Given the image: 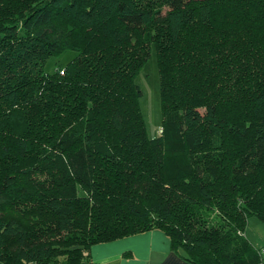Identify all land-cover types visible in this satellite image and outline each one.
I'll list each match as a JSON object with an SVG mask.
<instances>
[{
    "label": "trees",
    "instance_id": "1",
    "mask_svg": "<svg viewBox=\"0 0 264 264\" xmlns=\"http://www.w3.org/2000/svg\"><path fill=\"white\" fill-rule=\"evenodd\" d=\"M152 48L155 138L135 81ZM251 216L264 0H0V264H93L92 245L152 229L192 264H264Z\"/></svg>",
    "mask_w": 264,
    "mask_h": 264
},
{
    "label": "crops",
    "instance_id": "2",
    "mask_svg": "<svg viewBox=\"0 0 264 264\" xmlns=\"http://www.w3.org/2000/svg\"><path fill=\"white\" fill-rule=\"evenodd\" d=\"M251 217L247 226L250 222L255 225L256 221H251ZM259 229L264 231V228ZM244 234L255 247L264 248V233L263 236L252 235L248 226ZM89 256L93 264H192L179 251L171 249L168 236L159 229L92 245Z\"/></svg>",
    "mask_w": 264,
    "mask_h": 264
},
{
    "label": "rangeland",
    "instance_id": "3",
    "mask_svg": "<svg viewBox=\"0 0 264 264\" xmlns=\"http://www.w3.org/2000/svg\"><path fill=\"white\" fill-rule=\"evenodd\" d=\"M75 55L76 52L71 49H66L57 55H52L47 58L44 70L46 72H53L56 66L64 67L71 59L74 58ZM135 81L141 89L139 104L144 117L147 135L150 138L158 137L161 130L162 116L160 107L159 77L154 48L151 49V56L135 77ZM250 220L256 221L255 225L253 222H250V225L248 224L250 233H252V235L255 233L263 236L264 231L259 228H264V222L259 221L254 216H252Z\"/></svg>",
    "mask_w": 264,
    "mask_h": 264
},
{
    "label": "built area",
    "instance_id": "4",
    "mask_svg": "<svg viewBox=\"0 0 264 264\" xmlns=\"http://www.w3.org/2000/svg\"><path fill=\"white\" fill-rule=\"evenodd\" d=\"M262 253H263V255H264V248L262 249Z\"/></svg>",
    "mask_w": 264,
    "mask_h": 264
}]
</instances>
